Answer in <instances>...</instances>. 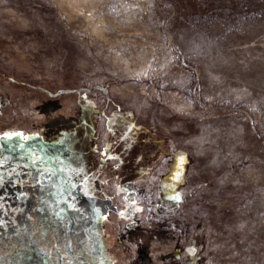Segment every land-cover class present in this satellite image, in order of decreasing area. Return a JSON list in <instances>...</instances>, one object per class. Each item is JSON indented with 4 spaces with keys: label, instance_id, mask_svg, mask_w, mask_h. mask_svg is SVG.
Masks as SVG:
<instances>
[{
    "label": "rangeland",
    "instance_id": "obj_1",
    "mask_svg": "<svg viewBox=\"0 0 264 264\" xmlns=\"http://www.w3.org/2000/svg\"><path fill=\"white\" fill-rule=\"evenodd\" d=\"M0 171L67 264H264V0H0Z\"/></svg>",
    "mask_w": 264,
    "mask_h": 264
},
{
    "label": "crops",
    "instance_id": "obj_2",
    "mask_svg": "<svg viewBox=\"0 0 264 264\" xmlns=\"http://www.w3.org/2000/svg\"><path fill=\"white\" fill-rule=\"evenodd\" d=\"M50 182L51 180L34 181V188H36L34 189V198L28 201L25 212L20 216L22 221L19 220L21 222L17 225L18 229L12 228L4 231V233L0 231V264H12L13 261L17 262L14 264H29L28 257L30 258V252L34 253V244L39 243V238L45 243L50 240L53 246L55 244L64 245L63 251L66 256L60 257L59 254L57 256L53 254L52 264L71 263L72 258H69V254L72 250L77 249L74 240L76 235L72 234L73 230L69 226L71 213L69 209H64L63 195H57V191L53 188L55 185L50 184ZM56 203H61V205L56 206ZM26 213L29 216L25 218ZM45 218L51 219V221L46 224ZM38 233L44 234V236L40 237ZM84 242L86 243L85 238L82 243ZM77 258L83 257L77 255ZM27 260L28 262H26ZM32 260L31 264H34V258ZM36 264L45 263L38 262Z\"/></svg>",
    "mask_w": 264,
    "mask_h": 264
},
{
    "label": "trees",
    "instance_id": "obj_3",
    "mask_svg": "<svg viewBox=\"0 0 264 264\" xmlns=\"http://www.w3.org/2000/svg\"><path fill=\"white\" fill-rule=\"evenodd\" d=\"M36 180L11 179L4 177V175L3 177H1V171H0L1 230L7 231L9 229H12L13 228L12 222L14 221L15 223L16 218L20 219L22 213L25 212L28 201L34 198V189H36L34 188V181ZM15 211H18L19 213L15 214Z\"/></svg>",
    "mask_w": 264,
    "mask_h": 264
},
{
    "label": "flooded vegetation",
    "instance_id": "obj_4",
    "mask_svg": "<svg viewBox=\"0 0 264 264\" xmlns=\"http://www.w3.org/2000/svg\"><path fill=\"white\" fill-rule=\"evenodd\" d=\"M56 194L59 195L58 191L56 192ZM64 209H65V210H68V209H69V211H70V213H71V219H70V221H69V226H70V222H71V220H72V219L76 220L78 217H77V215L74 213V211H72L68 206H65ZM75 222H76V221H75ZM76 226H77V225H76ZM77 228H78V226H77V227H74V229H73V231H72V234H74V235H77V234H78V233L76 232ZM74 237H75V236H74ZM75 243H76V242H75ZM76 245H77V243H76Z\"/></svg>",
    "mask_w": 264,
    "mask_h": 264
}]
</instances>
